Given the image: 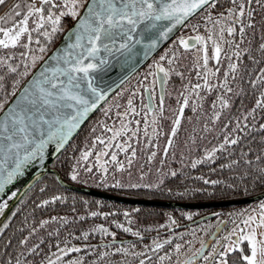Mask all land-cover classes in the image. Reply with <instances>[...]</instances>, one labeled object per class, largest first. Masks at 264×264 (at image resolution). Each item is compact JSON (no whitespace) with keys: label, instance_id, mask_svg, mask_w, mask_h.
I'll list each match as a JSON object with an SVG mask.
<instances>
[{"label":"snow or ice","instance_id":"1","mask_svg":"<svg viewBox=\"0 0 264 264\" xmlns=\"http://www.w3.org/2000/svg\"><path fill=\"white\" fill-rule=\"evenodd\" d=\"M149 58L142 78L121 87ZM114 66L128 74L107 80ZM114 88L127 96L110 105ZM102 101L103 118L77 146L74 134ZM185 119L195 124L181 145ZM50 145H71L66 175L78 184L251 202L210 212L214 221L181 212L182 225L172 212L140 218L139 209L72 194L71 215H43L67 204L65 185L33 201L42 218L25 215L8 235L24 201L15 205L0 224V264H264V0H14L0 15V193L43 164ZM16 195L0 199V216Z\"/></svg>","mask_w":264,"mask_h":264},{"label":"trees","instance_id":"2","mask_svg":"<svg viewBox=\"0 0 264 264\" xmlns=\"http://www.w3.org/2000/svg\"><path fill=\"white\" fill-rule=\"evenodd\" d=\"M14 0H6V5L5 6H0V15H3V13L6 11V6L10 5L11 3H13ZM68 27L71 26V24L69 23L67 25ZM63 33H61L58 38L56 39L55 43L50 45V51L56 46V44L60 41V38L62 36ZM49 51V53H50ZM48 53V54H49ZM147 71V66H145L144 68L141 69V71L139 72L140 76L138 77L137 75L133 76L128 83L134 82L136 80H138L139 78H142L143 73ZM128 83H126L123 87L127 88ZM172 82L170 81V84ZM178 83V81H177ZM127 93H125L124 97H115V95L113 97H111L109 99V101L107 102L108 104H113L114 102H119L121 101V99H126ZM115 97V100H114ZM253 102V98L249 97V96H245L243 99V106L244 107H250L251 104ZM137 104H139V99L137 98L136 101ZM241 106V101L239 98L236 99V104L233 108V112L236 111V108ZM210 107V98L207 99V103L205 105V110L207 111V109ZM103 108V107H102ZM101 108V109H102ZM101 109L98 111V113L92 117V119L87 123V125L83 128V130L76 136V138L73 140V143H75L77 146H83V139L85 134L88 132L89 128L91 126H93L97 120L102 119V111ZM115 113V109H113V114ZM231 113L229 112H225L224 116L221 117V121L217 123L216 128L217 131H214L212 133H210L208 135V138L205 139L204 141H198V143H200V145L203 146H207L209 144V141L215 142V136L217 135V132L220 131V124L224 122L225 117H227L228 115H230ZM188 115H191L190 110L186 109L185 110V117H187ZM112 121L109 120V123H111ZM193 124H195V121H193L192 123H189L186 119L183 121L182 123V128L180 133L178 134L177 138H176V142L178 144L182 145L183 140L185 139L186 136V132L185 129H187L188 131L191 130ZM253 135H257V133H253ZM162 142H163V138ZM71 151V145L69 146L68 152ZM68 152H62V154H60L55 161L53 162V167L57 168L61 174V176H63L64 180L66 181V183H69L71 185L74 186H83L86 188H91L94 189L96 191L99 192H105L107 194L110 195H115L121 198H130V199H142V200H152V201H164V202H176V203H188V204H192V203H204V202H215V201H226V200H237L240 198H249V197H241V196H233L231 193H229V195L227 197L224 198H220L219 193L217 195L216 198H209L206 194H200L197 195L195 198L189 199V198H185V199H177L174 196H168L166 194L162 195L160 193H150V192H146L143 189L140 190H131V189H120V188H102V187H97L93 184H89V185H83V184H78L76 182H72L70 181V178L67 177L66 172L68 169V164H69V155ZM169 159H171V157H169ZM159 160V156L157 157V162ZM155 166V165H154ZM173 167H180V165L178 163H175L172 165ZM203 171L207 172V169L204 168L202 169ZM227 173H225L226 175ZM136 173H133V177H136ZM217 175H219V169H217ZM85 176V174L82 172L81 173V177L83 178ZM123 179L127 180V176L125 175L123 177ZM44 183L48 184V188L46 189V191L44 193H40L39 192V188L41 185H43ZM56 191H65V188L59 183V181L57 180V176H54L53 174H47L44 176V178H42L39 182H37L32 189L22 198V200L24 201V203L21 205L20 211L17 213V216L13 218V220L10 222L11 224V228L9 230V232L7 233L8 235H11V230L12 229H17L20 225L21 222L24 219L25 215H28V219H29V223L32 222L33 219H40L42 218L41 215V210L40 209H36L35 212H33V201H35L36 203H38L39 198H44L48 195H51L53 193H55ZM259 191V189L257 190ZM66 194L69 195V201L67 202V204L65 205H60L59 203H57V205H55V212L49 213V212H45L43 213V215H49V214H65L68 213L69 215H71V212L69 211V207L71 205V195L75 194L77 196V198L79 199V197H84L86 199H88L90 202H92L93 206L95 205L96 201H102L105 202V204H114L119 206L122 209H139V217L143 218L146 212H153V213H161V212H172L174 216H176L177 218H179L180 223L182 225H188L189 221H187L184 218L180 217V213L181 212H192L193 215V220H196L202 216H204V214H208L207 212H216V211H220V210H224V211H228L230 209H234V208H239L242 207L241 205L238 206H231V207H227V208H215V209H209V208H204L203 210H197V209H178V208H165V207H156V206H144V205H133V204H129V203H122L116 200H110L104 197H96L93 195H88L82 192H77L74 191L72 189L67 188V192ZM78 212L83 211L82 206L79 204V202L76 205ZM15 209V208H14ZM13 209V210H14ZM104 210H108L107 208H105ZM31 214V215H30ZM134 215H136L134 213ZM122 219V217H121ZM149 219L151 221H155V220H160L161 222L163 221V217L162 216H156L153 215L151 217H149ZM215 218L212 219H207L206 221H214ZM92 221L89 220L87 223L90 224ZM97 222H100L99 220ZM199 223V222H198ZM85 227H87V224L84 225ZM76 227H80V223L77 222ZM179 230V229H178ZM63 231L61 232V238H63ZM161 235L163 236L164 233L161 230ZM119 238V237H118ZM131 238V237H129ZM188 237H185V239H187ZM4 239L3 235H0V242H2V240ZM46 244H47V238H45V248H46ZM198 246V244H197Z\"/></svg>","mask_w":264,"mask_h":264},{"label":"water","instance_id":"3","mask_svg":"<svg viewBox=\"0 0 264 264\" xmlns=\"http://www.w3.org/2000/svg\"><path fill=\"white\" fill-rule=\"evenodd\" d=\"M62 39H63V34H62V36L60 38V41L56 44V46L60 44ZM167 44H168V42H162L159 50L156 53H154L153 55L155 56V55L159 54L163 50V48L166 47ZM50 54H51V51H50L49 55ZM150 62H151V58H149V60L145 61L144 63H139V61H138L139 66L137 67L136 72L139 73L141 71V69L144 68L145 66H147V64L150 63ZM127 74H128V70L127 69H125L124 71H121L119 66H114V67H112L110 70H108L105 73V78L107 80H109V81L117 80V78L123 79V77L125 75H127ZM135 75H136V73H133L131 75L130 79L133 76H135ZM126 83H128V81H126L125 84ZM124 85H121V87H123ZM118 91H119V88H114L113 91L111 93H109L108 97L106 98L107 102ZM104 103L105 102L102 101L101 104L98 105V108L96 110H93V112L89 114V117L86 118L85 121L82 123L81 128L78 129L77 133L74 134V136L72 138L73 140L83 130V128L92 119V117L95 116L98 113V111L103 107ZM62 152L58 153L56 151L55 146L54 145H50L48 150H47V152H46V156H45L43 164H41L39 161H33L32 164H30L28 166L27 169L31 168L34 164L39 163L41 168H39L38 170L33 172V174L30 176V178L21 186L20 190L17 192V195L15 197L11 198V201L9 202V209L5 210V215L4 216H0V224H2L5 219H7L8 215H11V212L15 208V205L19 204L20 201L22 200V198L32 189V187L37 182H39L42 178H44V176L47 175V174H53L54 176H59L60 177V179L58 180L59 183L63 187L65 185H67V188L72 189L74 191L82 192V193H85V194H88V195L91 194V195L96 196V197H101V198L104 197V198L110 199L112 201L116 200V201H119V202H122V203L125 202V203H129V204H133V205L139 204V205H144V206L150 205V206H156V207L160 206V207H165V208H170L171 207V208H178V209L184 208V209H190V210H193V209L203 210L204 208H209V209L227 208V207H231V206L244 205L245 203H250L251 202V198L250 197L249 198H240V199H237V200H226V201H218V202L215 201V202H204V203H192V204L176 203V202H170L169 203V202H164V201H152V200H142V199L134 200V199H130V198H121V197H118V196H115V195L112 196V195L107 194L105 192H102V191L99 192V191H96L94 189H91V188L89 189V188H86V187H83V186H74V185H71L69 183H66V181L63 178V176H61L59 170L57 168H54L53 165H52L53 162L55 161V159L60 154H62ZM34 177L36 179H34ZM20 179H21V176L18 177L15 181H13V183L11 185H8L6 187V189H5V192L4 193H0V199H2L3 196L6 194V192H8L10 190L11 186L15 182L19 181ZM202 217H205L206 220L215 218L213 216H210L209 213L208 214H204V216H202ZM200 218H198V219H196L194 221L198 223V222H200Z\"/></svg>","mask_w":264,"mask_h":264},{"label":"bare ground","instance_id":"4","mask_svg":"<svg viewBox=\"0 0 264 264\" xmlns=\"http://www.w3.org/2000/svg\"><path fill=\"white\" fill-rule=\"evenodd\" d=\"M39 168H41L40 164L36 163L31 168L27 169L25 171L24 175L21 176V179L19 181L15 182L11 186L10 190L8 192H6V194L3 196L2 199H8V197L10 196L12 191H15L17 193L20 190L21 186L30 178V176L33 174V172H35Z\"/></svg>","mask_w":264,"mask_h":264},{"label":"flooded vegetation","instance_id":"5","mask_svg":"<svg viewBox=\"0 0 264 264\" xmlns=\"http://www.w3.org/2000/svg\"><path fill=\"white\" fill-rule=\"evenodd\" d=\"M185 31H187V30H185ZM166 47H168V44L166 45ZM166 47H164V48H166ZM164 48H163V50H164ZM163 50H162L161 52H163ZM161 52H160V53H161ZM160 53H159V54H160ZM159 54H157V55H159ZM150 63H151V62H150ZM241 206H243V205H241ZM207 213H210V212H207Z\"/></svg>","mask_w":264,"mask_h":264}]
</instances>
